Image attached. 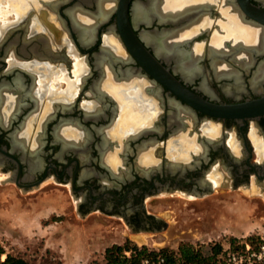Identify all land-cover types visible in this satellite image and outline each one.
Returning <instances> with one entry per match:
<instances>
[{
	"label": "flooded vegetation",
	"instance_id": "obj_1",
	"mask_svg": "<svg viewBox=\"0 0 264 264\" xmlns=\"http://www.w3.org/2000/svg\"><path fill=\"white\" fill-rule=\"evenodd\" d=\"M135 1L140 0L131 1L130 18L136 34L194 93L226 104L264 95V78L257 87L252 82L264 64V47L248 44L249 37L240 28L229 36L231 32L222 27L235 26L236 12L238 24L250 30L251 23L257 24L239 0H202L204 9L199 12L193 8L200 1L193 0L195 4L180 8L184 15L179 25L155 16L152 24L139 22L137 26ZM250 1L264 9V0ZM38 6H30L25 14L6 23L0 20V175L9 184L26 191L45 183L64 186L79 214L118 218L134 235L168 231L171 214L167 218L154 209L178 203L179 194L201 200L200 210L187 207V223L197 221L201 227L194 236L205 232V220L210 218L202 214L214 201L236 203L235 193L255 190L264 202V148H256L250 136V130H255L257 141L264 143V115L239 122L217 119L192 107L145 71L123 42L115 12L102 18L96 0H39ZM79 11V19L84 14L82 19L74 20L72 14ZM85 15L97 19L89 23ZM216 20H221L215 24L218 38L227 35V45L220 50L208 44V38L200 39ZM205 21L206 25H200ZM193 26L198 30L179 48L189 52L202 44L205 51L197 59L200 70L186 78L179 69L180 59L162 54L145 34L175 31L182 37ZM109 36L121 49L106 41ZM233 39L249 47L236 46ZM240 51L252 56L245 66L231 60ZM212 52L233 68L216 75ZM78 59L85 64L81 74L75 71ZM239 75L240 82L236 81ZM107 79L116 85L106 86ZM124 96L130 102L128 110ZM124 115L128 122L123 127L120 119ZM208 122L219 128L211 137L201 127ZM145 156L150 158L146 161ZM225 193L229 194L214 196ZM192 230L188 228L187 233Z\"/></svg>",
	"mask_w": 264,
	"mask_h": 264
},
{
	"label": "rangeland",
	"instance_id": "obj_2",
	"mask_svg": "<svg viewBox=\"0 0 264 264\" xmlns=\"http://www.w3.org/2000/svg\"><path fill=\"white\" fill-rule=\"evenodd\" d=\"M163 10H176V8L170 9L167 5H163ZM14 17V13L8 14L9 20ZM0 20H2L1 15ZM216 22L220 23L221 20L214 21L211 30L200 36L202 41L208 38V44L211 42L213 35L218 31L215 29ZM186 33L184 31L180 36ZM201 40L198 39V41ZM209 123L211 122L202 124L201 127L204 128ZM254 131L250 130L252 139ZM253 142L257 145L254 139ZM0 178H4L0 179V206H2L3 199L9 194L19 204L14 212L17 224L14 225V220H3L5 230L0 232V246L6 254L23 258L28 264H105V248L115 243L125 244L127 240L130 241L131 246L146 247L148 250L178 251L181 244H191L197 248L206 249L219 242L225 243L231 238L244 240L249 236L264 237V231L260 235L257 234L258 226L256 229L251 227L250 221L252 220L244 219L237 209L226 214L228 218L236 219L233 224L221 227L223 229L212 228L214 231L217 230L218 235H207L205 232L192 235L201 227L197 221L187 223V207H194L198 211L201 208V200L194 199L196 196H190L188 199L183 198L182 194H179L182 196L181 200L171 206L165 204V206H158L157 209H154L148 205L149 210L153 211L154 209L165 213L167 218L171 214L169 219L172 221V226L168 231L159 234L134 235L127 231L118 218H109L99 213L86 216L79 214L72 196L64 186L45 183L42 185L43 187L26 191L17 189L14 184H9L5 175L1 174ZM7 190H10L9 193ZM229 193L214 196L225 197ZM235 194L234 200L237 202L241 198L257 202V216L261 217V222L264 223V202L261 194H257L255 190L251 193L242 190ZM183 202H188L189 205L187 206ZM237 202L233 204L236 205ZM168 209L173 212H165ZM172 216H178L177 219L181 218L182 222H175L176 218ZM2 219L3 217L0 215V221ZM20 223H26L25 228L21 227ZM188 228L193 230L187 233Z\"/></svg>",
	"mask_w": 264,
	"mask_h": 264
},
{
	"label": "bare ground",
	"instance_id": "obj_3",
	"mask_svg": "<svg viewBox=\"0 0 264 264\" xmlns=\"http://www.w3.org/2000/svg\"><path fill=\"white\" fill-rule=\"evenodd\" d=\"M47 1V0H46ZM88 2H92V0H86ZM97 1V4L100 6L99 8V15H101V17L103 18H106L107 16H109L112 12V10L115 9L116 7V4H117V0H96ZM197 1H200L198 2L199 4H196L194 6L193 9H195L196 12H199L201 9H204V3L202 2V0H197ZM6 5L4 4L3 1H0V15H1V18H2V21H4L5 23L9 20L8 18V14L9 13H14L17 17H20V15H23L27 12V9L32 6V7H40L38 6L39 4V0H6ZM58 2V1H57ZM166 2H167V6L170 8V9H175L176 10H168V11H164L162 8H163V5L165 6L166 5ZM187 2V4H195V2H193V0H149L147 1L146 3L143 2L142 0L140 1H137L134 6H133V19L135 21V24H139V22H144V23H147L148 25L152 24L153 22V18L155 16H158L161 21H174V23H176V25H179V23L183 20H181V16H183L184 14V11L180 12L181 9L179 8H182L185 6V3ZM47 4V3H46ZM48 4H51L50 2H48ZM203 4V5H201ZM207 4V3H206ZM55 5V4H53ZM50 7L52 5H49ZM45 7V6H44ZM202 7V8H201ZM38 9V8H36ZM40 9V8H39ZM51 9H54V8H51ZM56 9V8H55ZM189 9V8H187ZM232 9H234L232 7ZM238 9V8H237ZM35 10V9H34ZM43 10V9H42ZM236 10V9H235ZM39 11V10H37ZM56 11V10H55ZM84 11V10H83ZM82 11V12H83ZM42 12V11H41ZM51 12V11H50ZM76 12V11H75ZM73 13L72 16L74 18V20H80L82 19V15L81 18L79 19L77 14L80 13L77 12V13ZM96 12V11H95ZM40 13V12H39ZM47 13V12H46ZM94 13V12H93ZM48 14V13H47ZM237 14V12H236ZM234 14L233 16V20H234V25L231 23L229 27H227L225 25V27L223 26L222 24V27L223 28H227V30H229V32H231L232 30L236 29V28H240V32L241 34H243L244 36H248L249 37V42L248 44H251L252 46L256 45H261V47H264V30H263V26L259 23L257 24H253L251 23L250 27L251 29L253 30H250L248 27L244 26V25H240L238 24L239 23V20H238V17L237 15ZM89 15V14H88ZM92 15V14H91ZM97 15V13H96ZM98 15V16H99ZM240 15V14H239ZM44 16V15H43ZM71 16V14H70ZM93 16V15H92ZM92 16H87L85 15L86 17V20L90 22H93V21H96L97 19V16L95 17H92ZM45 17V16H44ZM56 18V17H55ZM109 18V17H108ZM38 19V17H37ZM51 19V18H50ZM158 19V18H157ZM240 19V17H239ZM44 20V19H43ZM42 20V21H43ZM84 20V19H83ZM107 20V19H106ZM242 20V19H241ZM37 21H40V20H37ZM40 21V22H42ZM47 21V20H46ZM85 21V20H84ZM137 21V22H136ZM160 21V20H159ZM3 22V23H4ZM48 22V21H47ZM86 22V21H85ZM98 22V21H97ZM35 23V22H34ZM44 23V22H43ZM81 23V22H80ZM79 23V24H80ZM36 24V23H35ZM57 24V23H56ZM59 24V23H58ZM76 24V23H75ZM78 24V25H79ZM184 24V23H183ZM182 24V25H183ZM207 22L205 21L204 23L202 22V24L200 25H206ZM52 25V24H51ZM86 26V24H84ZM99 25V24H98ZM88 26V25H87ZM240 26V27H239ZM64 27V26H63ZM77 27V25H76ZM79 27V26H78ZM84 27V26H83ZM177 27V26H176ZM47 28V27H46ZM86 29H88L86 27ZM90 30V29H89ZM174 30V29H173ZM198 30V28L196 26H193L192 28H189V31H187L186 34H184L182 37H179L175 31L174 33H170V34H167V35H158L156 33H146L145 36H147L150 41H152V43L155 45L156 49L158 51H160L162 54L164 55H167V56H172V57H175L177 59H180L179 60V69L184 73V75L187 77H193V75L197 74V72L200 70L199 68V64H198V57L205 51V48L202 46V44H196L195 47L192 48L191 51L189 52H186L185 50H180L179 46H180V43L182 41H186V38H189L191 37L193 34L196 33V31ZM79 31V30H78ZM171 31V30H170ZM167 32V31H166ZM172 32V31H171ZM83 33V32H82ZM228 33V32H227ZM81 34V33H80ZM90 34V32L88 33ZM84 36V35H83ZM82 36V38H83ZM187 36V37H186ZM214 37L212 38L211 40V43L214 44V45H217V48L220 50L221 48L225 47L227 44L224 42V39L226 38V36H223L221 38H218V34L216 33L215 35H213ZM229 36H233L232 35V32L229 33ZM175 37V38H174ZM65 39V38H64ZM109 39V40H108ZM108 39L106 40L108 43H111L113 44L115 47H117V49H121L120 45L118 44V42L116 41L115 38L113 37H108ZM84 40V39H83ZM85 42V40H84ZM87 42V40H86ZM89 42V40H88ZM183 43V42H182ZM233 43L237 44L236 46H242V47H245V48H248V44H240L239 42H236L235 39H233ZM106 45H108L106 43ZM110 46V45H109ZM182 46V45H181ZM104 47H107V46H104ZM220 47V48H219ZM103 48V47H102ZM110 51L111 49L108 48ZM116 49V48H115ZM211 51H215V49L211 50ZM108 52V51H107ZM106 52V53H107ZM159 52V53H160ZM118 53H120V51H118ZM105 55V54H104ZM113 55V54H112ZM121 55V54H120ZM119 55V56H120ZM107 56V54H106ZM114 56V55H113ZM210 56L212 57L211 59H213V69H214V72L216 75H219L220 73L226 71H230L232 68H233V65L231 63H229L228 61L226 62H222L219 60V58H221L219 55H217V53L215 52H212L210 53ZM111 57V55H110ZM117 57V58H116ZM115 58L118 59V56H116ZM102 58H105V57H102ZM114 58V59H115ZM170 58V57H169ZM168 58V59H169ZM233 59H231L233 61V63L235 64H241L242 66H245V64H248V62L250 61V59L252 58V56L247 53H245L244 51H240L239 54L235 53L233 54L232 56ZM106 59V58H105ZM113 59V60H114ZM112 60V61H113ZM119 60V59H118ZM123 60V57L122 59ZM101 61V60H100ZM103 62V60H102ZM101 62V63H102ZM100 63V64H101ZM106 64V62H105ZM76 67H75V71L76 73L78 74H81L82 71L84 70L85 68V64L83 63V59H78L76 61V63L74 64ZM109 65H112V64H109ZM105 67V66H104ZM178 67V66H177ZM106 68V67H105ZM108 69V67H107ZM107 69L106 72L104 73H107ZM181 72V73H182ZM225 74V73H224ZM77 76V75H76ZM110 76V75H109ZM205 77V76H204ZM264 78V64H262L259 69L256 70L255 72V75H254V78L252 79V82H253V85L255 87H257L258 85V82L260 79ZM191 79V78H190ZM109 79H107V83L105 82L106 86H114L116 85V82H113V80L111 81H108ZM241 80V76H237L236 77V81L240 82ZM205 82V81H204ZM236 83V82H235ZM74 85V84H72ZM107 88V87H106ZM110 88V87H109ZM108 88V89H109ZM111 89V88H110ZM236 89H240L238 87V85H236ZM112 90V89H111ZM144 92V91H143ZM114 93V91H113ZM112 93V94H113ZM128 93V92H126ZM116 94V93H115ZM114 94V95H115ZM120 97V96H119ZM121 100V99H120ZM122 101H123V105L124 107H127L126 110L130 109L131 106H130V102L128 101V99L126 98V96L122 97ZM122 104V103H121ZM137 105V104H136ZM142 107V106H141ZM151 110V109H150ZM179 110V109H178ZM177 110V111H178ZM126 112V111H125ZM124 112V113H125ZM179 112V111H178ZM122 113V115L124 114ZM182 113V112H181ZM134 117V116H133ZM125 118V115L123 117H121L120 119V125L124 127V124L125 122H128V119H123ZM190 143V142H189ZM185 145V144H184ZM177 147V146H176ZM145 159V158H144Z\"/></svg>",
	"mask_w": 264,
	"mask_h": 264
},
{
	"label": "water",
	"instance_id": "obj_4",
	"mask_svg": "<svg viewBox=\"0 0 264 264\" xmlns=\"http://www.w3.org/2000/svg\"><path fill=\"white\" fill-rule=\"evenodd\" d=\"M132 0H117L113 10L117 17L120 35L130 54L153 78L168 87L192 107L217 119L234 118L240 121L264 115V95L247 99L242 103L226 104L211 102L190 90L168 67H166L147 45L138 37L130 18ZM242 9L264 28V9L250 0H239ZM137 1H135L136 3ZM134 3V4H135ZM136 26L138 24H135ZM187 46V43L185 44ZM160 55V54H159ZM193 111L192 109H190Z\"/></svg>",
	"mask_w": 264,
	"mask_h": 264
},
{
	"label": "crops",
	"instance_id": "obj_5",
	"mask_svg": "<svg viewBox=\"0 0 264 264\" xmlns=\"http://www.w3.org/2000/svg\"><path fill=\"white\" fill-rule=\"evenodd\" d=\"M4 4L6 5L5 1H4ZM204 130H205L204 132L206 134H208L209 137H211L212 134H217L219 132L218 126L216 124H213V123H209V125L204 127ZM252 136H253L254 141L256 142L258 138H257L255 132L252 133ZM188 144L189 143H187V147L192 146V144H189V145ZM257 145H259V148H262V149L264 148V143L260 142V140L257 141ZM188 152L189 151L187 150V155H188ZM145 158L147 161L148 158H150V157L145 156ZM9 191L10 190H7L8 193H9ZM1 205L2 206H0V215H1V217H3V219H2V221H0V232L2 230H5L4 229L5 225L3 224V220H5V219H7L9 221L14 220V225L17 224L14 212L18 208L19 204H17L15 202V200L12 198V196L9 194V196H7L3 199V202ZM257 207H258L257 202L252 201V200L247 199V198L239 199L236 205L231 203V202H221V203L219 202L218 203V202L214 201L213 205L209 208L207 207L208 210L202 214V216L205 215L207 218H210V221H208V219L205 220V222H206V227L204 229L205 234H207V235H218V232H216L217 230L214 231L212 228L217 227V228L223 229L221 227H223L225 225L228 226V225H230V223L233 224L236 219L235 218H228V215H226V214L229 211H231V213H232L235 211V209H237L238 213H241L244 216V219L250 218L252 220V221H250V225H252L251 227H255V229H256V226H258L257 234L260 235L264 231V223L261 222L262 218L257 216ZM208 216H211V217H208ZM23 222H24V220H23ZM244 224H245V222H244ZM19 225H21V227L25 228L26 223L25 224L20 223ZM209 226H212V227L209 228ZM253 231H255V230H253ZM105 250H106V248H105Z\"/></svg>",
	"mask_w": 264,
	"mask_h": 264
},
{
	"label": "built area",
	"instance_id": "obj_6",
	"mask_svg": "<svg viewBox=\"0 0 264 264\" xmlns=\"http://www.w3.org/2000/svg\"><path fill=\"white\" fill-rule=\"evenodd\" d=\"M240 240L239 238H231L225 243L219 242L213 244L206 249H201L204 256L214 259L211 264H264V237L257 238L256 243ZM220 246V250L216 248ZM140 247V246H138ZM147 254L143 256L139 264H206L204 262L183 261L179 258L174 263L169 262L166 255L159 253ZM130 251L126 252L129 254ZM6 252L0 253V264L5 261Z\"/></svg>",
	"mask_w": 264,
	"mask_h": 264
},
{
	"label": "trees",
	"instance_id": "obj_7",
	"mask_svg": "<svg viewBox=\"0 0 264 264\" xmlns=\"http://www.w3.org/2000/svg\"><path fill=\"white\" fill-rule=\"evenodd\" d=\"M258 237L249 236L246 240L251 243H256ZM233 239V238H232ZM217 251L220 250V246L216 248ZM129 252L126 253V252ZM5 252V250L0 246V253ZM156 250H148L146 247L131 246L130 241L127 240L125 244L115 243L105 250V264H139L140 259L147 254H156ZM159 253L167 256L169 262L174 263L177 258L183 261L191 262H204L206 264H211L214 259L209 256H204L201 248H197L191 244H181L178 251H171L167 249H161ZM2 264H28L26 260L20 257L7 254L5 261Z\"/></svg>",
	"mask_w": 264,
	"mask_h": 264
}]
</instances>
